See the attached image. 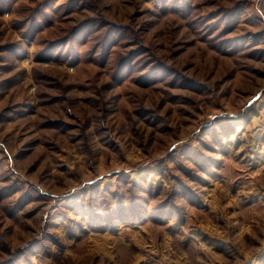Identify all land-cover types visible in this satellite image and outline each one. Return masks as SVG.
I'll use <instances>...</instances> for the list:
<instances>
[{
	"label": "rangeland",
	"instance_id": "rangeland-1",
	"mask_svg": "<svg viewBox=\"0 0 264 264\" xmlns=\"http://www.w3.org/2000/svg\"><path fill=\"white\" fill-rule=\"evenodd\" d=\"M0 264H264V0H0Z\"/></svg>",
	"mask_w": 264,
	"mask_h": 264
}]
</instances>
